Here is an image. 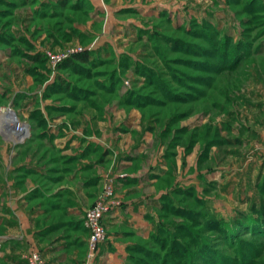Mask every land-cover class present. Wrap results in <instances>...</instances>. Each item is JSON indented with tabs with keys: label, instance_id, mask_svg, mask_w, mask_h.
<instances>
[{
	"label": "rangeland",
	"instance_id": "1",
	"mask_svg": "<svg viewBox=\"0 0 264 264\" xmlns=\"http://www.w3.org/2000/svg\"><path fill=\"white\" fill-rule=\"evenodd\" d=\"M80 52L91 61L62 68ZM0 110L29 128L21 143L0 132V253L48 263L62 241L94 262L75 223L111 183L119 205L154 202L141 232L118 227L123 264H264V0H0Z\"/></svg>",
	"mask_w": 264,
	"mask_h": 264
},
{
	"label": "crops",
	"instance_id": "2",
	"mask_svg": "<svg viewBox=\"0 0 264 264\" xmlns=\"http://www.w3.org/2000/svg\"><path fill=\"white\" fill-rule=\"evenodd\" d=\"M142 143V142H141ZM140 145H137L135 149L137 151H140L141 148ZM139 149V150H138ZM133 154H137V152L132 151ZM129 153L131 151L129 150ZM128 153V154H129ZM127 155H125L126 157ZM127 158H130L129 155ZM153 169L155 168L158 171L160 170V166L153 165ZM145 174L150 175L152 179L156 176L154 172L144 171ZM143 175V174H142ZM140 176V173L133 172V173H124L120 175V177L117 176L119 183L121 187L126 186L130 183L137 184V179ZM151 179V178H150ZM92 182L97 183V187H101L102 185V179L101 175L99 177H95L92 179ZM88 184V183H87ZM165 191H162L159 195H155L153 199L157 200L158 197H161ZM90 194V193H88ZM158 196V197H157ZM144 196L138 197L135 199H129L124 200L122 203L116 208L114 211L106 215L105 217V224L108 229V237L104 243L100 245L99 248V254L98 258L91 263H86V258H79V249H75V251H67L66 248L69 247L68 243H62V241H57L53 245H46L43 246V252L46 254V256L49 258L48 263L49 264H123L124 261L127 259L128 252V244L126 241H124L122 238L126 234L122 230H120L118 227H124L129 228L131 231L133 229L140 230L142 228H146L148 226V217L151 215L150 208H152L154 202L145 201ZM87 206L84 205V203H80L74 207L69 208L71 213L78 214L82 210L86 211L85 208ZM42 212V210H36L35 213ZM54 224H50L55 225ZM50 225L45 227V230L48 229ZM30 227V226H29ZM41 230H38V233H40ZM32 236L34 235H28L27 240L30 242L32 241ZM35 237V236H34ZM17 238V236H13L11 240L14 243V245H18L20 247H24L27 244V241L25 238L23 239V242H20V240L14 241ZM80 241L78 243V246L83 245V251L85 252L84 248H87L88 245V238L87 235H83L80 237ZM10 243V242H9ZM8 245V244H7ZM24 250V249H23ZM31 253H21L17 250L11 251L10 247H6L5 250H2L0 253V258L2 259V263L0 264H28L27 262V256Z\"/></svg>",
	"mask_w": 264,
	"mask_h": 264
},
{
	"label": "built area",
	"instance_id": "3",
	"mask_svg": "<svg viewBox=\"0 0 264 264\" xmlns=\"http://www.w3.org/2000/svg\"><path fill=\"white\" fill-rule=\"evenodd\" d=\"M84 49L77 50L83 51ZM56 62L60 61L62 57L54 58ZM105 193L101 198L97 199L95 203L86 211L84 225L89 230V245L90 260L95 259L96 253L100 244L106 241L107 231L104 219L106 215L118 208L119 203L114 201V186L109 183L106 185ZM28 264H48L43 255L37 251L27 256Z\"/></svg>",
	"mask_w": 264,
	"mask_h": 264
},
{
	"label": "trees",
	"instance_id": "4",
	"mask_svg": "<svg viewBox=\"0 0 264 264\" xmlns=\"http://www.w3.org/2000/svg\"><path fill=\"white\" fill-rule=\"evenodd\" d=\"M58 1L60 3H63V4H67V2H69V0H58ZM30 46H32V45H30ZM41 56H42L41 53H36V55L30 56V58L32 60H35V61H40L42 59ZM90 61H91V55H90L89 52H80V53H75L74 55H72L69 59H67L64 63H62L61 66H62V68H64V67L66 68L67 66H71V67L72 66H76L78 68L79 67L81 68V66L78 65L77 63H84L85 64V63H88ZM59 78H58V87L59 88H63L64 87V80H63V78L62 79L61 78L59 79ZM65 84L68 86L67 83H65ZM56 91H58V90H56ZM166 156H168V155L166 154ZM163 173H165V171ZM181 190H182V188L174 187V188L171 189V191H165V193L161 196V199L162 200H167L168 198H172V193L175 194V193H178ZM29 197H31V195ZM174 209H175V212H177V213H180V211H183L184 210V208L181 207L180 205L179 206H176V208H174ZM249 222L250 223H247L246 221H240V222H238V224H237L236 227L233 226V225H230V224L227 225V226H226V224H224V225H218L216 221L213 224L214 225L217 224L218 227L217 226L216 227L219 228L220 231H225L226 232V235L232 233L231 236H235L237 234L236 231H238L240 229V227H242V226H244V227H247V226H256V225H258L259 220L258 219H255L254 217H252V220H250ZM161 224H162V227L158 230L159 232L153 234V237L154 238H157V236L159 234L166 233L167 227L165 226L164 223H161ZM56 225L58 226L59 224L56 223ZM56 225H52V226L50 225L49 227H47L48 229H46V230L48 231V230H50V228H52V227H54ZM169 225H173V223L172 224H169ZM75 226L78 229L79 228H82L85 231L87 230V228L84 225V220L83 219H81V221H78L77 223H75ZM230 226H231V230H228V228ZM168 230H167V232H168ZM44 231H45V227H44V229H42L40 231V233L41 234H44ZM203 244H205V245H203V246L201 245L202 246L201 247V251L204 254V253L208 252V243L205 242Z\"/></svg>",
	"mask_w": 264,
	"mask_h": 264
},
{
	"label": "bare ground",
	"instance_id": "5",
	"mask_svg": "<svg viewBox=\"0 0 264 264\" xmlns=\"http://www.w3.org/2000/svg\"><path fill=\"white\" fill-rule=\"evenodd\" d=\"M0 132L7 138L19 142L27 137L29 128L27 125L19 123L14 118L12 111L0 110Z\"/></svg>",
	"mask_w": 264,
	"mask_h": 264
},
{
	"label": "water",
	"instance_id": "6",
	"mask_svg": "<svg viewBox=\"0 0 264 264\" xmlns=\"http://www.w3.org/2000/svg\"><path fill=\"white\" fill-rule=\"evenodd\" d=\"M19 143H21V142H19Z\"/></svg>",
	"mask_w": 264,
	"mask_h": 264
}]
</instances>
